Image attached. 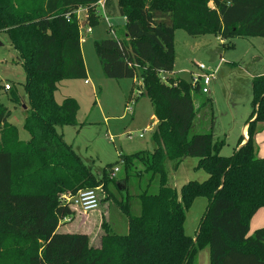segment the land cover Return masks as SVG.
Segmentation results:
<instances>
[{
    "label": "trees",
    "instance_id": "obj_1",
    "mask_svg": "<svg viewBox=\"0 0 264 264\" xmlns=\"http://www.w3.org/2000/svg\"><path fill=\"white\" fill-rule=\"evenodd\" d=\"M101 1L107 18L125 19L112 29L113 38L94 42L104 76L139 80L138 98L149 99L157 123L152 151L119 156L126 170L143 168L135 174L138 193L128 194L124 182L127 198L116 199L128 232L116 233L103 222L93 247L85 233L58 231L60 220L73 215L61 197L97 187L112 196L108 187L117 188L111 177L117 163L94 174L64 141L57 128L77 125L80 106L71 97L58 104L55 93L63 81L86 80L75 11L87 9L93 27ZM177 30L221 40L264 38V0H0V35H8L26 73L24 128L30 136L20 139L11 111L0 103V264H196L204 249L210 264H264V228L249 234L253 216L264 208V157L254 145L264 125V74L253 79L247 141L242 145V136L233 154L222 156L224 141L212 132L193 133L200 109L211 100L196 107L199 87L172 76ZM9 92L12 104H23L17 91ZM188 157L198 159L197 169L208 178L177 191L166 166L177 168ZM198 198L208 205L192 238L184 223ZM134 200L139 215L132 212Z\"/></svg>",
    "mask_w": 264,
    "mask_h": 264
},
{
    "label": "rangeland",
    "instance_id": "obj_2",
    "mask_svg": "<svg viewBox=\"0 0 264 264\" xmlns=\"http://www.w3.org/2000/svg\"><path fill=\"white\" fill-rule=\"evenodd\" d=\"M100 19L97 25L91 27L92 32L81 38V50L86 67V80H68L58 85L55 100L61 104L66 97L75 99L80 109L77 115V125L58 127V133L64 141L72 145L92 172L101 175L107 165L116 164L119 172L117 183L125 182L128 194L138 193L137 171H142L140 164L126 170L118 163L121 154L131 155L140 151H152L154 144L152 134L156 128L152 118L154 108L145 97L138 98L140 81L133 83L131 79L113 80L104 76L100 61L94 49V42L114 37L112 29L125 25L120 16L107 18L101 7H98ZM86 14L81 13V20ZM0 103L9 108V122L15 125L19 137L29 140V133L24 128V109L29 107L24 89L26 73L21 66L18 54L7 34L0 35ZM175 66L172 76L191 81L193 75L199 73L198 65H204L212 77L208 86V94L194 93V103L199 104L206 99L211 103L202 107L193 125V133L212 132L213 139L224 141L220 154L228 157L237 149L242 128L252 113L253 79L264 74V38L249 37L221 40L213 35L193 37L183 30L175 33ZM173 77V78H176ZM163 78L170 80L167 74ZM84 81H87L85 84ZM10 85L22 98V105H14L9 100V91L3 90L4 85ZM176 84V83H175ZM132 92V93H131ZM130 96L132 101L130 102ZM128 108L130 110L128 111ZM143 135V138H140ZM258 135V134H257ZM254 138L256 154L264 156V132ZM198 159L188 157L177 167L172 162L167 163L169 184L177 191L188 182H203L208 174L197 169ZM127 175L129 177L127 178ZM120 183V184H123ZM100 207L96 213L84 214L72 208L73 215L60 220V233L89 232V245L99 246L96 234L103 233V222L115 224L114 232L126 234L123 231L124 215L116 204L125 200L122 192L115 185H109L107 193L102 187H97ZM126 193V195H127ZM136 203V204H135ZM140 204L135 200L134 213ZM208 200L198 198L187 211L184 229L187 236L194 238L201 219L206 211ZM137 211V212H136ZM123 232V233H120ZM100 235V234H99ZM196 264H210L209 250L198 253Z\"/></svg>",
    "mask_w": 264,
    "mask_h": 264
},
{
    "label": "built area",
    "instance_id": "obj_3",
    "mask_svg": "<svg viewBox=\"0 0 264 264\" xmlns=\"http://www.w3.org/2000/svg\"><path fill=\"white\" fill-rule=\"evenodd\" d=\"M77 17L80 22L81 30L85 32V34H90L92 32L91 27L87 25L86 19L84 21L81 20V11L80 9L75 11ZM69 19V16H66ZM82 38V32H81ZM199 73L197 75H193L191 83L193 86H198L200 94H208V86L211 84L212 77L209 76L207 69L204 65H198ZM87 83V81H85ZM5 91L11 90V86L6 84L3 86ZM128 111L130 108H128ZM140 138H143V135H140ZM122 165V163H120ZM119 172L118 168H114L111 172V177H116V174ZM61 201L64 205H67L71 208H75L84 214H89L97 211L100 207V199L97 188L93 189H84L78 191L76 194H64L61 197Z\"/></svg>",
    "mask_w": 264,
    "mask_h": 264
},
{
    "label": "crops",
    "instance_id": "obj_4",
    "mask_svg": "<svg viewBox=\"0 0 264 264\" xmlns=\"http://www.w3.org/2000/svg\"><path fill=\"white\" fill-rule=\"evenodd\" d=\"M98 7H101V8H103V1H101L99 4H98ZM80 11H81V13L82 12H84L85 14H86V16H87V9H85V8H80ZM117 16V15H116ZM115 17V16H114ZM124 19V18H123ZM125 20V19H124ZM176 33V32H175ZM85 82V81H84ZM133 83H138L136 80H133ZM85 84H87V83H85ZM152 121H153V124L155 123H157V120H156V118H155V116H153V118H152ZM261 126V125H260ZM262 128H261V130L256 134L257 135V137H259V134L261 133V132H264V125H262L261 126ZM255 135V136H256ZM242 136L244 137V141H243V143H242V145L247 141V139H248V134H247V126H246V124H245V126H243V128H242ZM237 147H239V146H237ZM154 148H155V146H154ZM260 158H262V157H264V156H259ZM120 183H122V182H120ZM118 189V188H117ZM135 201V200H134ZM133 201V202H134ZM133 202H132V212H133V214L134 215H139L140 214V212H141V210H140V207H139V205H137L136 207L139 209V212H137V213H134V209H135V206H133ZM136 204V203H135ZM98 212V211H97ZM94 213H96V211L95 212H93V214ZM121 224L123 225L122 226V229H123V231H126V229H127V223H126V221H124V220H122V222H121ZM111 228L112 229H115L114 228V226H115V224L114 223H112L111 225ZM260 228H264V208H261L260 210H258L257 212H256V214L253 216V218H252V220H251V223H250V235L251 234H253V232L255 231V230H257V229H260ZM99 230H100V228H99ZM99 230H98V232H97V234H96V238L98 237L99 238V242H100V236L102 235V233H99ZM77 232H80V230L79 231H77ZM71 233H76V232H71ZM81 233H85V234H87L90 238H91V234L89 233V232H81ZM120 233H123V232H120ZM100 234V235H99ZM89 238V239H90ZM98 247V246H97Z\"/></svg>",
    "mask_w": 264,
    "mask_h": 264
},
{
    "label": "water",
    "instance_id": "obj_5",
    "mask_svg": "<svg viewBox=\"0 0 264 264\" xmlns=\"http://www.w3.org/2000/svg\"><path fill=\"white\" fill-rule=\"evenodd\" d=\"M0 45H1V43H0ZM25 108H26V106H23V109H25ZM117 188L119 189V191L122 192V194L124 195L125 200H126L127 195H126V191H124V189L126 188V185L124 183L123 184L118 183ZM195 241H196V239H195Z\"/></svg>",
    "mask_w": 264,
    "mask_h": 264
}]
</instances>
